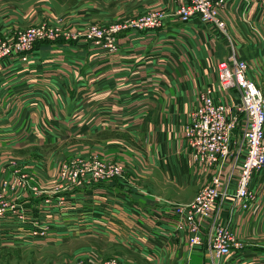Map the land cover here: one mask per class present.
Wrapping results in <instances>:
<instances>
[{
  "label": "crops",
  "instance_id": "1",
  "mask_svg": "<svg viewBox=\"0 0 264 264\" xmlns=\"http://www.w3.org/2000/svg\"><path fill=\"white\" fill-rule=\"evenodd\" d=\"M180 1L0 0L1 33L54 21L66 34L61 39L38 41L27 60L14 55L0 64V147L16 150L89 139L92 147H77L101 151L108 159H123L129 149L135 159L140 150L145 161L136 160L129 171L133 194H121L125 201L113 210L116 223L130 225L129 229L133 226L125 238L126 230L119 227L115 242L146 264L214 261L206 246L189 248L184 231L175 228L174 206L192 200L213 174L195 161L185 138L186 124L200 104V94L212 86L218 101L235 106L239 99L235 90H223L217 76V63L229 54L228 40L210 23L200 19L184 23L175 15L158 28L122 31L116 35L115 50L84 38L78 40L72 34L83 32L90 24L119 22L149 10L173 13ZM221 16L238 55L248 62V76L264 90V13L260 3L224 0ZM123 130L136 136L124 142ZM240 134L238 126L236 140ZM132 142L137 144L135 148ZM4 158L0 164L8 163ZM23 160L34 179L44 181L47 165L43 160ZM149 164L171 184L166 194L149 190L144 194L135 188ZM231 166L224 167L225 173ZM106 182L107 191L122 192L120 178ZM251 185L256 197L247 207L245 201L233 199L235 181L227 189L222 220H229L237 244L221 259L222 264H264V172H257Z\"/></svg>",
  "mask_w": 264,
  "mask_h": 264
},
{
  "label": "rangeland",
  "instance_id": "2",
  "mask_svg": "<svg viewBox=\"0 0 264 264\" xmlns=\"http://www.w3.org/2000/svg\"><path fill=\"white\" fill-rule=\"evenodd\" d=\"M58 22L62 23L61 19ZM116 23L105 24L106 30L109 31ZM100 25L102 24L88 25L83 34L95 26L102 27ZM18 36L16 31L0 32V41L15 40ZM61 37L66 36L63 34ZM233 47L238 52L236 43ZM232 49L227 43L229 54L218 63L228 60L233 53ZM14 55L22 58L29 54L12 53L0 57V64ZM236 55L240 57L237 53ZM132 134L130 131H121L122 140H131L132 136H136ZM92 143L89 139H77L76 142L44 143L43 147L32 146L16 150L5 149V145L0 147V159L4 155V161L8 162L0 164V223H4V226L0 225V264H146L142 258L133 256L115 242L116 235L121 233L119 227L126 230L122 236L125 238V235L131 234L133 226L129 229L130 225L120 226L116 223L113 210L115 206L122 207L125 199H121V194H133L134 186L131 191L128 184L129 171L136 160L140 163L145 161V156L139 150L134 159L133 152L129 149L123 159H108L101 151H82L77 147H92ZM136 145L133 143L134 148ZM24 157L43 160L47 165L44 167V181L34 179L32 169L24 165ZM104 160L122 166V175L103 180L89 176L87 169L82 171L79 178V174L72 173V169L81 166L85 168L95 161L101 163ZM148 166L136 182L135 188L144 194L147 190L151 194H166L171 184L156 166ZM100 171L101 166L98 165L96 172ZM119 178L123 181V185H120L122 192L114 193L104 188V182ZM198 192L194 193L192 200L185 203H192L199 195ZM101 197L108 200H101ZM102 202L107 205H101ZM51 212L54 213V220L50 219ZM133 232L136 233L134 230Z\"/></svg>",
  "mask_w": 264,
  "mask_h": 264
},
{
  "label": "built area",
  "instance_id": "3",
  "mask_svg": "<svg viewBox=\"0 0 264 264\" xmlns=\"http://www.w3.org/2000/svg\"><path fill=\"white\" fill-rule=\"evenodd\" d=\"M256 1L264 13V0ZM223 6L224 0H181L173 13L166 9L149 10L133 19L117 22L109 31L105 25H100L102 27L95 26L85 34H72L78 40L84 38L97 46L115 50L119 32L158 28L163 26L168 16L175 15L184 23L200 19L214 25L232 46L233 53L228 60L218 63L216 70L223 90H235L239 101L235 106L218 101L212 86L208 87L200 94V104L192 110L185 127L187 148L201 168L213 171L212 177L200 187L199 195L192 203H177L174 206L176 230L184 231L191 250L206 246L214 258L212 264H222L221 259L229 256L237 244V236L229 220H222L228 187L235 181L237 187L233 199L245 201L243 206L247 207L256 197L251 185L253 176L257 172H264V90L248 76L246 60L236 55L238 52L233 47L235 41L221 16ZM16 32L18 39L0 41V57L12 53L29 54L38 41L56 40L66 35L56 24L48 21L17 29ZM67 37H70L68 33ZM22 58L28 59L27 56ZM238 126L241 136L236 140L234 134ZM91 164L94 166L91 167ZM91 164L72 169V173L79 174V178L82 171L87 169L89 176L103 180L122 175L123 167L118 163L104 160ZM98 165L101 166L99 173L96 172ZM226 165H232L227 173L224 171Z\"/></svg>",
  "mask_w": 264,
  "mask_h": 264
}]
</instances>
